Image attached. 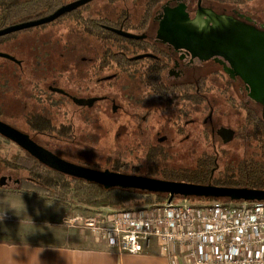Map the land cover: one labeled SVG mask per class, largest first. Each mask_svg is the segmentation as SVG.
I'll use <instances>...</instances> for the list:
<instances>
[{
    "label": "rangeland",
    "instance_id": "rangeland-1",
    "mask_svg": "<svg viewBox=\"0 0 264 264\" xmlns=\"http://www.w3.org/2000/svg\"><path fill=\"white\" fill-rule=\"evenodd\" d=\"M220 1L203 0L216 9L235 8L264 24V0H225L228 2L222 5ZM147 2L93 0L81 15L105 16L112 21L127 12L133 24H137L147 8ZM195 2L193 0V8ZM148 23L149 34H152L156 25L151 19ZM101 46L99 40L88 35L74 19L68 17L0 39V53L12 60L0 57V120L68 162L156 179H163L180 170L195 169L201 157L215 158L217 168L214 173L218 175L226 164H234L251 153H263V149L260 151L261 144L249 136L252 126L245 123V109H253L262 118L264 107L249 102L244 109L242 105L247 97L238 90V86L229 84L228 88L225 80L220 79L204 85V99L213 103L212 120L204 123L210 112L208 106L195 108L179 99L170 101L168 97L154 96L148 93L145 86L126 75L98 84L96 76L91 75L87 68L97 60ZM212 68L217 67L204 68L203 73ZM114 72L115 66L108 63L107 70L97 77ZM52 83L68 92L84 94L88 89L93 94L105 96V100L88 110L47 90L45 97L42 91ZM140 101L142 106L138 104ZM191 122L194 124H189ZM220 127L233 129L236 135L223 143L215 133ZM22 154L15 143L0 136V176L9 179L8 188L4 190L12 192L10 188L21 189L28 194L25 196H40L42 201L60 209L58 225L61 229L82 231L93 239L109 242L105 237L93 236L83 221L95 218L99 225H104L113 212L122 210L75 206L23 188L22 181L27 179V172L7 164L12 156ZM180 199L181 196L174 198L175 201ZM219 201L231 202L227 198ZM20 202L28 204L29 199H21ZM154 204L161 203L146 206ZM10 216L7 219L17 223L15 225L42 227L34 224L32 216H24L21 221L16 220L18 216L16 218L14 214ZM74 218L82 221H73ZM40 223L46 224V219L42 218Z\"/></svg>",
    "mask_w": 264,
    "mask_h": 264
},
{
    "label": "water",
    "instance_id": "water-1",
    "mask_svg": "<svg viewBox=\"0 0 264 264\" xmlns=\"http://www.w3.org/2000/svg\"><path fill=\"white\" fill-rule=\"evenodd\" d=\"M92 1L75 0L58 7L46 16L9 25L0 29V37L49 24ZM200 1L198 0V8L192 19L186 11V6L179 4L169 16H164L161 20L160 32L169 34V40L175 49H185L193 57L201 60L221 57L229 64L226 71L243 81L248 97L264 106V25L258 29L232 16L217 14L201 7ZM247 21L250 22V19L247 18ZM114 32L125 38L138 37L122 30H114ZM0 57L11 60L6 54L0 53ZM83 103L87 104V101ZM0 135L15 143L42 165L61 174L109 186L166 194L168 202L176 196L227 198L231 201H264V189L171 181L80 166L56 156L35 143L26 134L2 121H0ZM8 180L7 177L1 176L0 187L6 186Z\"/></svg>",
    "mask_w": 264,
    "mask_h": 264
},
{
    "label": "built area",
    "instance_id": "built-area-1",
    "mask_svg": "<svg viewBox=\"0 0 264 264\" xmlns=\"http://www.w3.org/2000/svg\"><path fill=\"white\" fill-rule=\"evenodd\" d=\"M83 222L121 252L140 254L155 242L169 264H264V201L173 199L113 212L104 225Z\"/></svg>",
    "mask_w": 264,
    "mask_h": 264
},
{
    "label": "flooded vegetation",
    "instance_id": "flooded-vegetation-1",
    "mask_svg": "<svg viewBox=\"0 0 264 264\" xmlns=\"http://www.w3.org/2000/svg\"><path fill=\"white\" fill-rule=\"evenodd\" d=\"M220 2L222 5L228 1L225 2L222 0ZM181 3L186 6L189 17L191 19L194 18L198 8V0L195 2V8L192 6L193 0H167L155 9H152L151 15L149 17L146 15V19H141L137 24H133L127 12L121 13L120 16L118 15V17L112 21L105 16L103 18L100 17L99 19L101 21L99 22V27L104 35L109 32L118 35L114 30H122L138 37L125 38L118 35L125 39V45L114 48L115 50L112 52H107L108 46L105 38L99 40L102 43V50L98 53L96 61H92L93 59L91 60L92 62L87 68L88 72L96 76V82L98 84L103 80L117 79L120 75H126L135 83L145 86L148 93L154 96L168 97L170 101L179 99L185 103L188 102L195 108L202 107L203 105L206 107L208 106L210 112L207 119L204 120V123L207 121L211 122L213 115V103L204 99L202 92L204 85L209 82L212 83L211 81H218L219 79L225 80V86L228 88L230 86L229 84H231V86H238V90L242 92V94L245 93L247 97V100H245L242 105L244 109L248 107L247 104L249 102L260 105L248 97L243 81L238 76H231L228 71H226L229 64L221 57L207 60L193 57L192 54L185 49H175L169 40V34L160 32L159 25L161 20L164 16H169ZM200 5L217 14L232 16L240 21L247 22L258 29H261L264 25L235 8L229 9L227 7H222L221 9H216L211 4L203 2V0L200 1ZM147 18L151 19L156 25V27L152 29V34H149L150 23H148ZM247 18L250 19V22L247 21ZM110 49L113 48L110 47ZM108 63L115 66V72L108 76L97 77L107 70ZM155 65L158 69L157 72L154 70ZM212 66H216L217 68H212L206 71L207 73H203L204 68ZM46 90L48 93L58 94L61 98L63 97L70 100L73 104L82 109L89 110L96 103L105 100V96L93 94L89 92L88 89H85L84 94H81L79 91L68 92L62 87L54 86L53 83L47 85L46 89L42 91L45 97H47ZM85 101H87V104L83 103ZM137 102H139V100ZM138 104L141 106L143 105L141 101ZM249 110H251V108L245 109L247 115L249 114ZM137 116H139V114ZM262 120L264 128V116ZM192 123L193 122L189 124ZM211 131L213 133L214 129ZM215 133L218 134L223 143L229 142L236 135L235 130L222 127L218 128ZM185 138H187V136ZM158 141H160V138Z\"/></svg>",
    "mask_w": 264,
    "mask_h": 264
},
{
    "label": "trees",
    "instance_id": "trees-1",
    "mask_svg": "<svg viewBox=\"0 0 264 264\" xmlns=\"http://www.w3.org/2000/svg\"><path fill=\"white\" fill-rule=\"evenodd\" d=\"M70 1L72 0H0V29L15 23L46 16ZM165 1L167 0H148L146 4L147 8L141 19H146V15L149 17L152 9H155ZM88 4L90 3L62 15L52 23L65 17L74 19L87 34L95 37L97 40L105 38L108 44L107 52L113 51L110 47L116 48L125 45L124 38L114 33L109 32L104 35L101 32L99 27L101 20L98 17L81 15ZM8 35L0 39H4ZM154 70L156 72L158 70L156 65ZM248 113L245 123L252 126L249 136L261 144L260 151L263 149V153L261 152L260 155L251 153L234 164H226L218 175L214 173L217 168L215 158L207 156L203 159L201 157L195 169L173 172L171 176H165L163 179L223 187L264 189L263 120L257 116L253 109L249 110ZM22 152V155L12 156L10 160H7L9 166L27 172V179L22 181V187L35 190L41 194L44 193L48 198H53L63 203L90 209L133 210V207L162 203L168 198V195L162 193L109 186L70 177L47 168L24 150ZM112 170L115 171V169ZM187 199L197 202H208L219 201L221 198L191 196Z\"/></svg>",
    "mask_w": 264,
    "mask_h": 264
},
{
    "label": "crops",
    "instance_id": "crops-1",
    "mask_svg": "<svg viewBox=\"0 0 264 264\" xmlns=\"http://www.w3.org/2000/svg\"><path fill=\"white\" fill-rule=\"evenodd\" d=\"M5 188L0 187V217H6L0 220V264H169L155 242L140 254L121 252L107 240L61 229L57 205L40 196H25L28 194L21 189L6 192ZM21 199H29V203L22 204ZM10 214L20 221L32 216L34 224L42 227L15 225L7 219ZM42 218L46 219L44 225Z\"/></svg>",
    "mask_w": 264,
    "mask_h": 264
},
{
    "label": "clouds",
    "instance_id": "clouds-1",
    "mask_svg": "<svg viewBox=\"0 0 264 264\" xmlns=\"http://www.w3.org/2000/svg\"><path fill=\"white\" fill-rule=\"evenodd\" d=\"M6 217H0V220L5 219Z\"/></svg>",
    "mask_w": 264,
    "mask_h": 264
}]
</instances>
